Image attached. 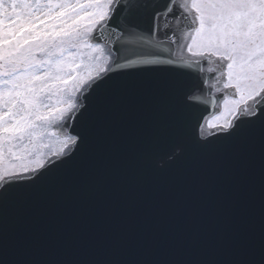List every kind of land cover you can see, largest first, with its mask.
I'll list each match as a JSON object with an SVG mask.
<instances>
[{
	"label": "snow or ice",
	"instance_id": "1",
	"mask_svg": "<svg viewBox=\"0 0 264 264\" xmlns=\"http://www.w3.org/2000/svg\"><path fill=\"white\" fill-rule=\"evenodd\" d=\"M0 264H264V0H0Z\"/></svg>",
	"mask_w": 264,
	"mask_h": 264
},
{
	"label": "water",
	"instance_id": "2",
	"mask_svg": "<svg viewBox=\"0 0 264 264\" xmlns=\"http://www.w3.org/2000/svg\"><path fill=\"white\" fill-rule=\"evenodd\" d=\"M175 23H176V22H173L174 26H175ZM179 30H180V32H183L184 30H186V29H185V25H184L183 22L180 23V25H179ZM181 43H183V41H181ZM172 51H173V53H174L176 56L181 55V51H180V49H179L176 45H173V46H172ZM185 58H186V57H185ZM209 83H212V81H209ZM217 108H218V107H217ZM213 111H214V110L210 107L209 112L211 113V112H213Z\"/></svg>",
	"mask_w": 264,
	"mask_h": 264
}]
</instances>
